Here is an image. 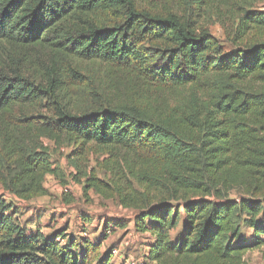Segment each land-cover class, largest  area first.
<instances>
[{"label":"trees","instance_id":"1","mask_svg":"<svg viewBox=\"0 0 264 264\" xmlns=\"http://www.w3.org/2000/svg\"><path fill=\"white\" fill-rule=\"evenodd\" d=\"M107 16L117 22L100 25ZM243 24L264 36V11H245ZM91 61L105 65L108 92L93 91L83 110L77 63ZM148 94L161 96L154 118ZM44 101L69 141L141 160V170L120 161L152 199L135 198L127 180L111 187L90 176L84 190L129 195L120 201L136 209L134 231L149 236L146 262L242 264L254 249L264 257L263 41L222 53L207 31L172 13L137 12L133 0H0V156L14 169L1 183L21 199L42 195L53 170L18 138L35 131L34 117L12 119ZM11 209L0 201V264H112L110 248L99 254L108 231L94 243L67 230L32 234Z\"/></svg>","mask_w":264,"mask_h":264},{"label":"rangeland","instance_id":"2","mask_svg":"<svg viewBox=\"0 0 264 264\" xmlns=\"http://www.w3.org/2000/svg\"><path fill=\"white\" fill-rule=\"evenodd\" d=\"M137 12L149 15L175 14L184 21L190 22L196 32L207 31L215 40L219 51L231 53L245 48L252 42H264V36L254 30H244V24L239 28L241 17L245 11H264V0H133ZM100 25L116 23L117 19L107 16L99 20ZM245 31V32H244ZM78 69L82 75L83 84L76 90H85V98L81 100V108L92 106L89 98L95 91L101 97L108 92L104 89L106 67L99 62H79ZM104 85V86H102ZM106 92H105V91ZM150 99L144 100L147 104L146 113L154 118L156 110L161 111V96L148 94ZM95 100L99 104L98 100ZM116 102L120 100L117 98ZM44 101L33 109L25 108L22 117L19 113L13 116L12 121L25 118L34 119L27 123H35V131L27 132L19 140L28 155L38 163L49 164V173L42 180V195L32 196L30 199H21L7 191L1 179L12 173V164L4 161L0 156V201L12 206L11 214L23 231L43 235H51L55 230L66 231L70 236L83 238L89 242H97L104 231H108L107 240L100 247L99 254L106 251L113 252L112 264H138L147 259L148 234L136 233L133 229V217L136 209L124 207L121 199H128L129 195L121 196L111 190L104 193L95 189L85 191L86 181L90 176L96 177L103 184L111 187L121 186L127 180L133 184L131 194L138 200L152 199L151 194L137 187L136 183L126 173H123L121 158L135 168L141 170V160L133 155H126L117 148H103L94 143L80 146L69 141L65 135L55 129L56 116L50 104ZM170 100L169 106H175ZM48 125L49 128L47 127ZM46 126V127H45ZM53 127L55 136L43 133ZM42 128V129H41ZM240 194L232 191L230 198ZM154 196V194H153ZM82 216L89 217L86 225L82 223ZM82 230H85L82 231ZM248 231L247 233H249ZM80 241V240H79ZM64 245V243H61ZM242 264H264V257L258 249L245 252Z\"/></svg>","mask_w":264,"mask_h":264},{"label":"built area","instance_id":"3","mask_svg":"<svg viewBox=\"0 0 264 264\" xmlns=\"http://www.w3.org/2000/svg\"><path fill=\"white\" fill-rule=\"evenodd\" d=\"M138 264H154L153 262H141V263H138Z\"/></svg>","mask_w":264,"mask_h":264}]
</instances>
